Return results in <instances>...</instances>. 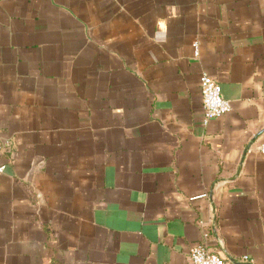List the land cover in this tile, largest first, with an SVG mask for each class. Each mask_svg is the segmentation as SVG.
<instances>
[{
	"label": "crops",
	"instance_id": "obj_1",
	"mask_svg": "<svg viewBox=\"0 0 264 264\" xmlns=\"http://www.w3.org/2000/svg\"><path fill=\"white\" fill-rule=\"evenodd\" d=\"M262 146L264 0H0V264H264Z\"/></svg>",
	"mask_w": 264,
	"mask_h": 264
},
{
	"label": "built area",
	"instance_id": "obj_2",
	"mask_svg": "<svg viewBox=\"0 0 264 264\" xmlns=\"http://www.w3.org/2000/svg\"><path fill=\"white\" fill-rule=\"evenodd\" d=\"M197 53V46H195ZM200 94L203 107L202 122L207 124L213 119L224 116L230 110L229 102L222 96L219 83L213 80L209 75L202 74L200 77ZM261 150L264 152V146ZM4 166L0 165V172ZM248 257L243 256V261H247ZM190 264H223L220 256L210 251L205 245L197 244L189 251Z\"/></svg>",
	"mask_w": 264,
	"mask_h": 264
}]
</instances>
